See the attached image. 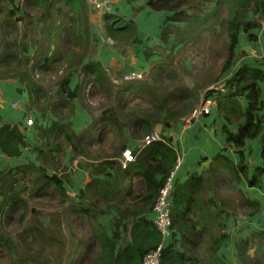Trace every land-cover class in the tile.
<instances>
[{"label": "trees", "instance_id": "trees-1", "mask_svg": "<svg viewBox=\"0 0 264 264\" xmlns=\"http://www.w3.org/2000/svg\"><path fill=\"white\" fill-rule=\"evenodd\" d=\"M5 1L11 7L4 8L6 22L0 27L4 36L0 38V66L8 69L0 67V80L17 79L28 96L29 107L42 119L48 115L52 119L49 124H33L37 141L29 145L23 162L0 169V264H142L144 254L162 240L153 223L152 207L176 162V152L161 136L163 141H154L141 150L133 147L131 152L135 154V160L122 167L121 161L93 154L91 150L94 144L102 141L105 133L123 137V131L127 128L136 136L139 132L143 135L150 133L157 124L164 129L170 127L171 123L175 124L190 113V103L186 100H194V93L186 87L170 92L169 96L184 99L182 107L168 106L169 100L162 98L164 104L153 105L154 108L150 110L129 109L126 116L130 123L119 120L118 113L123 111L125 105L123 97H119L116 109L102 110L97 118L90 117L85 126L78 129L72 120L77 115L73 113L77 109L89 112L88 86L93 85L96 91L105 96L111 87L107 69L100 62L86 60L89 56L83 60L84 52L90 48L88 30L83 27L84 19H81L85 0H26L22 16L18 15V7L13 5V0H0V4ZM131 1L134 0H127L128 3ZM60 5L66 7L67 13L63 16L70 15V24L66 25L69 39L80 45L79 52L72 49L68 56L56 54L59 48L57 41L65 30V23L62 20L61 34L56 33V19L52 16V10L57 8L54 10L57 14L62 12ZM26 7L40 14L36 20L42 25L49 22L44 30L51 34L45 44L47 50L36 60L33 69H53L52 63L69 61L72 55L82 66L81 75L76 70L67 69L64 75L58 77L55 86L50 87L51 91L33 76L9 69L10 64H18L19 56L27 53L30 47L28 42L20 48L17 45L24 35L18 38V24L28 16ZM145 7L169 14L160 40L170 52L150 62L149 71L153 73V80L159 76L181 77L173 49L178 45L184 47L190 42L194 43L208 26L223 25L227 34L226 56L220 72L212 79L218 82L223 76L224 80L223 91H215L220 114L227 121L243 119L236 133L223 126L227 144L233 143L239 150L247 138L256 137L261 130L253 112L260 108L262 102L259 100L262 93L260 83L264 86V71L240 65L230 76L226 74L235 59L238 32H244L249 40H256V30L260 28L259 17L264 13V0H146L145 6L132 7L133 15ZM222 8L226 11L224 18L220 14ZM102 20L105 36L115 46L142 43L133 19L105 12L102 13ZM177 23L180 24L176 26ZM8 32L13 35L12 41L7 40ZM53 39L56 40V48L48 54ZM143 53L146 60L153 54L149 47ZM128 71L121 70L118 77L121 78ZM124 83L119 92L127 91L130 87L138 88L139 85L136 81ZM207 92L211 94L214 90ZM240 95H245L250 102L244 113L240 111L237 99ZM25 145L19 127L4 122L0 116V151L7 157H19L22 154L20 148ZM127 145L126 140H121L117 147H113L116 153L113 156L117 157ZM66 153L69 159L82 157L89 161L86 164L90 168L89 180L78 187L73 196L66 188L70 178L66 182L65 176L68 175L59 173V168L64 167L61 156ZM214 158L218 167L215 168L211 162L203 173H192L185 181L176 182L169 210L170 237L168 242L163 243L160 264H228L217 253L227 237L222 232V213L228 215L241 209L252 215L259 211L256 201L251 202L235 190V185L241 179L237 172L241 171L242 176L246 177L245 167L234 165L220 153ZM263 171L264 167L262 171L261 167L256 169L253 179L246 180L247 184L259 186ZM228 172V177H221ZM215 176L213 182L211 179ZM217 184L232 187V195H225L227 200L222 199L230 211L214 205L220 198ZM232 197L238 198L235 206H232ZM51 198L55 199V206L59 210L53 213L52 220L48 217L44 220V217H39L42 212H37L32 206V201L43 204ZM212 205L215 207L212 208ZM120 239L122 244H119ZM204 242L206 244L202 245ZM238 256L241 259L245 254L238 253Z\"/></svg>", "mask_w": 264, "mask_h": 264}, {"label": "crops", "instance_id": "crops-1", "mask_svg": "<svg viewBox=\"0 0 264 264\" xmlns=\"http://www.w3.org/2000/svg\"><path fill=\"white\" fill-rule=\"evenodd\" d=\"M23 1L26 2V0ZM145 3L146 0H134L131 3H128L127 0H113L112 2V13L114 12V14L126 19L132 18L135 22L137 36L142 41L139 44H129L123 47L115 46L114 44V46H108L104 43V40H107L105 34L94 35V28L84 20L86 24L83 27L88 31L91 30L90 35L92 34L93 40H89L90 49L96 51V53L91 55V57L89 56L86 60H95L100 62L104 67H114L117 70H122V72L130 69L141 70V68L146 71L150 66V62L160 58L161 52L159 50L156 53L152 49V56L146 60L143 53L146 47L151 49L154 46H160L164 48L163 52L165 54L169 53V49L160 40L162 27L167 25L169 14L165 11H151L145 7L133 15L132 7L145 6ZM89 15L91 20L88 21L92 22L93 20L100 19L102 13L92 12L86 4L81 19L83 20L85 16L88 19ZM179 24L177 23L176 26ZM181 50L182 47L178 45L173 49V54L175 55ZM234 52L235 59L233 65L228 69V73L234 72L240 65L261 68L264 71V29L260 27L256 30V40L254 41L249 40L244 32L239 31ZM182 59L181 61L186 65L188 59L183 57ZM233 66L235 67L233 68ZM222 78L223 76L218 82H213L212 79V83L209 80L207 88L211 86L210 84L212 86L219 84ZM260 89L262 93L259 100L262 102L260 103V108L253 113L260 122L261 130L256 137L247 138L239 150L233 143L227 144L225 135L222 132L225 125L230 132L236 133L239 125L243 123V119L238 122L236 120L227 121L220 114V107L217 103L211 108L209 114H201L190 123H187L186 120H184L185 123L179 120L162 130L161 136L167 139V143L174 149L176 155L182 158L181 165L175 173L174 188L177 181H185L190 174H201L206 171L212 162L210 159L218 153L224 155L234 165L244 166L246 177H250L259 167H264L263 83H260ZM212 94L216 96L217 92H212ZM237 99L240 103V111L244 113L250 102L245 95H240ZM28 107V96L22 84L17 79H1L0 116L4 122L16 124L19 127L24 135L26 145L21 146L22 154L19 157H7L0 151V169L12 167L23 162L30 148L29 145L37 141L34 126L25 124V119L28 118ZM77 110V116L72 120L75 127L81 129L90 118L83 109ZM153 130L157 132V130ZM123 134L128 144L125 148L133 149V147L140 146L141 140H135V137L131 135L133 134L132 130L125 128ZM208 145L212 147V152H207ZM120 155L121 152L118 157ZM67 158L68 155H66ZM89 169L88 166L82 164L78 169L75 168L73 173L70 171L67 174L70 178V182L66 185L69 194H75L76 189L82 187L89 180ZM237 174L240 175L241 179L238 185H235V190L240 191L251 202L256 201L257 205H259V211L252 215L243 212L241 209H236L234 213L228 215H225L223 212L222 232L227 237L223 239L217 253L228 264H264V172L260 176L261 184L259 187L254 184H247L246 180L248 179L242 176L241 171H238ZM231 188L228 185L218 184L220 198L215 201L214 205L221 209L225 207V210L230 211L229 208H226V203L224 204L222 199L227 200L225 195H232ZM223 190L226 192L223 193ZM208 195L212 196V193L208 192ZM232 198L234 201L232 206H235L238 198ZM214 207L212 205V208ZM102 220L104 219L102 218ZM239 242L240 244H238ZM119 244H122V239L119 240ZM204 244L206 243L204 242L202 245ZM205 246L207 247L208 245ZM238 253H241V255L244 253L245 256H242L240 259Z\"/></svg>", "mask_w": 264, "mask_h": 264}, {"label": "rangeland", "instance_id": "rangeland-1", "mask_svg": "<svg viewBox=\"0 0 264 264\" xmlns=\"http://www.w3.org/2000/svg\"><path fill=\"white\" fill-rule=\"evenodd\" d=\"M6 3L0 4L2 7V10L0 11V27H3L4 23L6 22L5 19V12L6 9H4L6 6L10 8L9 2L5 1ZM13 5L18 7V15L22 16V10L25 8V3L23 0H13ZM55 6H58V4H55ZM62 6V12H59L58 14L54 11L57 8H53L52 10V16L54 19H56V22L54 23V28L55 32H59L61 34V23L62 20L65 23V30L63 31L62 35L60 36V39L57 41L58 44V52L56 53L57 55L63 54L65 56H68L69 52L72 49H76V52H79V46L75 44L74 42H71L69 39V31L67 30V23L68 25L70 24L69 19L70 15L63 16L66 11L65 5H60ZM90 9V8H89ZM26 10H28V16L25 18V21L19 22V37L20 38L23 33L24 35L22 36L21 40L17 41V45L19 48L23 45V43L28 42L30 45L29 50L27 53L21 54V57L19 56V62L16 66H13L10 64L9 69L17 71V73H24V74H29L34 77L36 80H40L39 82L41 85L45 88L49 87L48 90L51 91L50 87L55 86L56 81L58 77L64 75V72L68 70H76L79 75L82 73V66L81 63L77 60L75 56L72 55V57H69V61L67 60H59L58 62L52 63V68H45V69H33V66L36 63V60L40 57L42 53H44L47 50V45L46 41L49 38V35L47 34L46 30H44V27L49 24V22L46 25H42V22L39 23L37 17L40 15L36 11H33V8L30 10L28 7H26ZM92 11V10H91ZM94 12V11H92ZM96 13V12H95ZM133 13V12H132ZM220 14L221 17H226V11L222 8L220 9ZM16 16V15H15ZM132 19V18H131ZM85 21H87L91 27L94 28V35H102L103 33L105 34V27H104V20H102V16H100V19L93 20L92 22H89L88 20H91L90 15L87 17L85 16L84 18ZM50 21V20H48ZM86 22L83 23L85 25ZM6 31H8L7 27L5 28ZM205 31H202L200 34V37H196V40L193 42L188 43L186 46L182 47V50L175 54V61H177L175 64H178L177 67L180 68L179 72H181V77H171V78H166L164 77H157L155 80H153V73H150L149 68L145 71L144 69L141 68V70L144 72L143 75L138 79V80H133L134 82L136 81L139 85L138 88L130 87L127 91L119 92V89L122 85H124V80H122L120 77H118V73H120L121 70H117L114 67H105L107 69V74L108 78L111 83V87L109 88V92L107 96L102 95L101 92L96 91L95 87H92L93 85L88 86L89 94H88V102H89V112L86 111L87 116L90 118H97L101 111L107 108H113L116 109L119 105V97H123V102H125L123 111H119L118 117L119 120L122 123H130V120L128 119V116H126V113H128L129 109H134L136 111H141V110H150L154 108L153 105H163L162 103V98H166V100H169L168 106H173L177 105L178 107H182V103L184 102V99L178 100V98H173L172 95L169 96L171 91H175L180 87H186L188 88L189 91H192L194 93V100L187 99L186 102L190 103V110L197 105L200 104L201 98L203 95L208 94V90L212 87V84L209 88H207V83L209 80L212 83V77L218 72H220L223 61L225 60V45L227 43V34L226 31L224 30L223 25L220 23L216 25L215 27L208 26L205 28ZM91 30L88 31L87 39L88 43H90L89 40L92 39V34L90 35ZM106 35V34H105ZM4 36L2 35L0 31V38L2 39ZM13 35L11 36L8 32L7 34V40L12 41ZM93 40V39H92ZM83 41V40H82ZM112 41L111 39L107 38V40H104V43L108 46H114L113 44H110L108 42ZM55 42L56 40L53 39L48 50V54L52 53L55 50ZM43 45V46H42ZM46 46V47H45ZM170 48V46L168 45ZM228 47V46H227ZM1 48V44H0ZM112 48V47H110ZM160 46H154L153 50L156 51H161L159 56L162 55H169L165 54L163 52V49ZM20 51V50H19ZM18 51V53H19ZM85 57L83 60L86 59V57L93 55L96 53L94 49L88 48L86 50ZM183 58L188 59L187 64L184 65ZM73 59V60H72ZM72 60V61H71ZM156 61V60H155ZM234 62V61H233ZM2 69H8L3 66ZM153 67V66H152ZM151 67V69H152ZM54 70V71H53ZM131 82V81H127ZM220 85V84H219ZM47 90V91H48ZM179 90V89H178ZM123 93V94H122ZM211 93V92H210ZM121 94V95H120ZM209 95V94H208ZM213 97L216 99L215 94H213ZM239 101V100H238ZM29 112H28V118L32 119L33 124L39 123V124H49L50 120L52 119L49 115L46 117V119H42L38 113L35 115V110L32 108L28 107ZM190 111V113H191ZM189 113V114H190ZM76 115V110L74 111L73 115ZM85 114V115H86ZM188 115L183 116L180 118L181 121L185 123L184 120L188 118ZM154 129L157 130V132L161 135L162 130L164 128L160 125H155ZM154 131V130H153ZM223 133V132H222ZM139 135H133L135 137L136 141H140L142 137L144 136L140 132L138 133ZM121 140H126L124 136L122 135H116V134H109L105 133L102 137V141L99 144H94L92 148V153L93 154H99L103 157H109L113 158L115 160L121 161L122 157L118 158L116 155L113 147H117L118 143L121 142ZM125 149V148H124ZM205 150V149H204ZM207 152H212V147L208 145L207 147ZM206 152V153H207ZM67 153L61 156V161L63 163V168H59V173L62 175H67L70 171L71 173L74 172V169H78L80 165L84 164L86 166L87 163H89L86 158L82 157H75L73 159H69V157L66 159ZM215 157V155H214ZM212 157L210 159L212 163L214 164L215 168L218 167L216 159ZM26 158V157H25ZM235 169V167L233 166ZM69 170V171H68ZM68 171V172H67ZM231 173V169L229 170ZM256 171V170H255ZM261 171H262V166H261ZM67 172V173H66ZM264 172V171H263ZM262 172V173H263ZM261 173V174H262ZM233 175V174H232ZM253 175H255V172L250 175V177H246L248 180L253 179ZM218 176V175H217ZM213 177L211 180L215 182L216 177ZM229 172L227 175H221V177H228ZM262 176V175H261ZM66 182H69L67 180L68 176H65ZM257 178V176H256ZM260 186V181L258 182ZM257 184V185H258ZM218 186V184H217ZM258 186V187H259ZM71 195V194H70ZM74 195V194H73ZM71 195V196H73ZM56 201L55 199H50L45 201V203L40 204L39 202L32 201V206L36 208V211H40L42 213L39 214V217L42 218L44 217V220L53 219V213L59 210L58 207L55 206ZM53 223V222H51ZM86 264V263H83Z\"/></svg>", "mask_w": 264, "mask_h": 264}, {"label": "built area", "instance_id": "built-area-1", "mask_svg": "<svg viewBox=\"0 0 264 264\" xmlns=\"http://www.w3.org/2000/svg\"><path fill=\"white\" fill-rule=\"evenodd\" d=\"M87 6L90 10L96 13H105L112 11V2L113 0H85ZM260 20V27L264 29V15L259 18ZM113 44V41L109 42ZM235 66H233L234 68ZM233 72V71H232ZM231 72V73H232ZM142 70H130L127 73L123 74L121 77L124 81H133L138 80L143 75ZM231 73H228L227 76H230ZM222 80L219 84L212 86L210 89L216 91L222 90L223 91V82ZM216 104V100L213 97V94H206L203 95L200 101V104L194 107L189 114L188 118L186 119L187 123H190L192 120L196 119L201 114H209L211 108ZM26 125H33V121L30 118L25 119ZM154 141H163L161 135L156 131H151L150 133L144 135L141 139L140 148L143 149L144 147L150 145ZM121 164L122 167H125L127 163L132 162L135 160V154L131 152V149L126 148L121 153ZM182 162V158L180 156L176 157V162L173 168L170 170L169 174L167 175L163 185L159 189V195L156 198L152 211L154 213L153 216V223L155 224L156 228L160 232L162 236L161 243L158 244L154 249L146 252L142 259V264H160V256L163 247L164 241L166 242L170 237V218H169V210L171 206V199H172V191L174 190V177L177 169L180 167ZM167 239V240H166Z\"/></svg>", "mask_w": 264, "mask_h": 264}]
</instances>
